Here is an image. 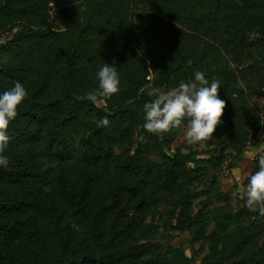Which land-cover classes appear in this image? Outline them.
Returning a JSON list of instances; mask_svg holds the SVG:
<instances>
[{
	"label": "trees",
	"instance_id": "obj_1",
	"mask_svg": "<svg viewBox=\"0 0 264 264\" xmlns=\"http://www.w3.org/2000/svg\"><path fill=\"white\" fill-rule=\"evenodd\" d=\"M106 62L120 90L93 104ZM198 70L225 101L207 166L173 147L185 125L143 127L150 93ZM16 81L27 96L0 167V264H264V216L210 171L235 170L264 134V0H0V91ZM171 232L191 236V257L159 241Z\"/></svg>",
	"mask_w": 264,
	"mask_h": 264
},
{
	"label": "clouds",
	"instance_id": "obj_2",
	"mask_svg": "<svg viewBox=\"0 0 264 264\" xmlns=\"http://www.w3.org/2000/svg\"><path fill=\"white\" fill-rule=\"evenodd\" d=\"M96 78L98 85L86 93V100L95 104L100 98H109L119 92L120 78L113 64H102ZM219 88L218 80L210 81L205 78L204 72L198 70L192 79L180 83L176 88L154 90L150 93L152 98L143 104V127L159 134L185 125V136L189 143L210 139L225 107V101L218 95ZM26 96L27 90L19 81L0 91V167H7L10 163L9 156L5 154L9 142L7 129ZM108 124L106 116L97 121L98 127ZM244 156L258 162V169L248 177L244 190L245 205L250 211L264 216V142L253 150L245 151ZM234 171L239 172L238 169Z\"/></svg>",
	"mask_w": 264,
	"mask_h": 264
},
{
	"label": "rangeland",
	"instance_id": "obj_3",
	"mask_svg": "<svg viewBox=\"0 0 264 264\" xmlns=\"http://www.w3.org/2000/svg\"><path fill=\"white\" fill-rule=\"evenodd\" d=\"M253 102L256 106L264 108V100L261 98H254ZM99 106H105L104 102H100ZM186 127L177 132L176 136L172 137V130L165 132L169 136L173 138V147L177 146H189L191 149L203 153L201 156V166H207V160L212 157H216L219 155V151L222 149L225 139L221 140L219 142H212L211 144H206L205 142L199 141V142H193L189 143L186 136H185ZM261 142H264V134L258 135L251 143V145L248 147L247 150H253L256 146H259ZM246 150V151H247ZM153 160H159V157L152 152L151 153ZM254 161L255 159H248L244 156V159L238 164V167L236 169L239 170L238 174L234 170H230L228 168V161L224 164L223 167L215 170L210 169L212 175H217L219 178V187L222 192L229 194L232 198V204L236 205L239 198L244 197V190L245 187H243L244 180L249 176V174L254 169ZM235 169V170H236ZM212 228V227H211ZM169 234L173 236L172 244L175 247H182L187 250L188 255L191 257L192 251H191V236L186 234H179L177 232H171V233H163L162 236L159 238V241L162 243H166L169 240ZM193 248L195 250L199 249V244H194ZM205 253H202L200 255V258L203 257ZM195 264H200V261L196 260Z\"/></svg>",
	"mask_w": 264,
	"mask_h": 264
}]
</instances>
